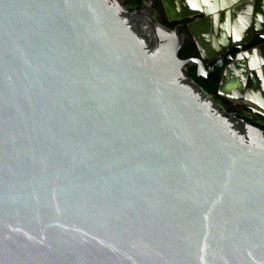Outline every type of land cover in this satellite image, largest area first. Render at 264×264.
Here are the masks:
<instances>
[{
  "label": "water",
  "instance_id": "obj_1",
  "mask_svg": "<svg viewBox=\"0 0 264 264\" xmlns=\"http://www.w3.org/2000/svg\"><path fill=\"white\" fill-rule=\"evenodd\" d=\"M159 1L199 56L121 0H0V264H264V130L230 113L264 121V0Z\"/></svg>",
  "mask_w": 264,
  "mask_h": 264
},
{
  "label": "snow or ice",
  "instance_id": "obj_2",
  "mask_svg": "<svg viewBox=\"0 0 264 264\" xmlns=\"http://www.w3.org/2000/svg\"><path fill=\"white\" fill-rule=\"evenodd\" d=\"M184 3L191 9L195 10V11H204L205 7L207 8V10L209 11V13H215L217 11V8L215 6H213L211 0H184ZM224 8H227L228 5L225 3L223 5H221ZM173 10L175 11H179V2L178 0H173ZM248 12L251 13V9H248ZM258 21L260 22H264V15H260L256 18ZM239 23L241 25L247 26V21L243 18L240 17L239 19ZM243 29H237L234 32L231 33L232 38L237 41L240 42L244 39V36L241 35ZM245 56H248L249 54L246 52L244 54ZM257 61L259 62V64H264V60H261L259 56H255L253 55V58L251 59L250 63L251 66L253 68H257L259 66V64L257 63ZM204 75H207V73H204ZM261 79H264V76L261 77Z\"/></svg>",
  "mask_w": 264,
  "mask_h": 264
},
{
  "label": "trees",
  "instance_id": "obj_3",
  "mask_svg": "<svg viewBox=\"0 0 264 264\" xmlns=\"http://www.w3.org/2000/svg\"><path fill=\"white\" fill-rule=\"evenodd\" d=\"M147 0H129V3L127 4H132L133 5V10H139L141 9V6L146 2ZM158 3H160L158 1ZM162 4L160 3V6ZM163 11V10H162ZM190 21H183V22H173V23H166L165 25L168 26V27H171V28H174V26L178 25V24H182V25H186L187 23H189ZM185 48H187V52H182L180 57L182 59H190L192 58L193 56L197 55L198 54V50H197V46L195 44V42L190 39V40H187L186 42V46ZM190 76L198 83L200 84L209 94L213 95V96H216L217 94V90H218V84H215V85H208L202 81L199 80V78L196 76V74L193 72L192 69H189L188 70ZM243 118L247 119L249 122H251L253 125L261 128L264 130V126L262 124H258L252 120H249L248 118L244 117V115H242Z\"/></svg>",
  "mask_w": 264,
  "mask_h": 264
},
{
  "label": "flooded vegetation",
  "instance_id": "obj_4",
  "mask_svg": "<svg viewBox=\"0 0 264 264\" xmlns=\"http://www.w3.org/2000/svg\"><path fill=\"white\" fill-rule=\"evenodd\" d=\"M158 1L159 0H147L142 6H141V9L142 8H146L147 9V12H148V14L149 15H151L155 20H157V21H159V22H161V23H163V24H166V23H171V22H169V20H168V17H167V15H166V12H165V10H164V7H163V4H162V2L161 1H159L162 5L160 6V3H158ZM126 2L127 3H129V0H126ZM130 5V7L131 8H133L132 6V4H128V6ZM163 10V11H162ZM197 20V18H195V19H193V21H196ZM192 21V22H193ZM189 23H191V21L189 22ZM174 28H179L181 31H183L185 34H187L188 35V39L187 40H190V39H192L193 40V38H192V35L188 32V31H185V27L182 25V24H178V25H176V26H174ZM185 46H186V44H185ZM185 46H184V48L182 49V51H181V53L182 52H187V48H185ZM197 56H199V53L197 54V55H195V56H193L192 58H195V57H197ZM190 69H192L193 70V72L196 74V76H197V67H191ZM206 84H208V85H215L216 83H206ZM219 100H221V98H218ZM232 106V105H231ZM234 113L235 111H234V109H232L231 111H230V113ZM236 114L238 115V116H241L242 117V113H240V112H236ZM264 126V125H263Z\"/></svg>",
  "mask_w": 264,
  "mask_h": 264
},
{
  "label": "crops",
  "instance_id": "obj_5",
  "mask_svg": "<svg viewBox=\"0 0 264 264\" xmlns=\"http://www.w3.org/2000/svg\"><path fill=\"white\" fill-rule=\"evenodd\" d=\"M230 82H231V83H230ZM230 82H229V84H228V86H227V90H228L229 92H232V91H234L233 89H235V88H234L235 85L232 84V83H234L233 80H230ZM228 100L233 102V99H232V98H229ZM244 103H245V104H249L250 102H248L247 100H245Z\"/></svg>",
  "mask_w": 264,
  "mask_h": 264
},
{
  "label": "built area",
  "instance_id": "obj_6",
  "mask_svg": "<svg viewBox=\"0 0 264 264\" xmlns=\"http://www.w3.org/2000/svg\"><path fill=\"white\" fill-rule=\"evenodd\" d=\"M232 113H233V112H232ZM234 113H236V112H234ZM248 115H249V116H245V115H244V117H246V118H248L249 120H252V121H254V122L258 123V124H262V125H264V121H262V120L256 118L255 116H253V115H251V114H248Z\"/></svg>",
  "mask_w": 264,
  "mask_h": 264
},
{
  "label": "rangeland",
  "instance_id": "obj_7",
  "mask_svg": "<svg viewBox=\"0 0 264 264\" xmlns=\"http://www.w3.org/2000/svg\"><path fill=\"white\" fill-rule=\"evenodd\" d=\"M125 5H127L128 6V4H127V2H126V0H121ZM130 6V5H129ZM133 7V6H132ZM187 38H188V35H187ZM240 113H242L243 115H245V116H249L247 113H244V112H240ZM241 117V116H240Z\"/></svg>",
  "mask_w": 264,
  "mask_h": 264
}]
</instances>
